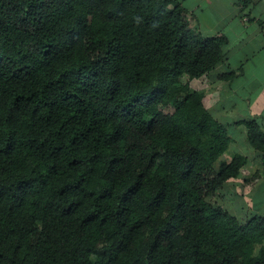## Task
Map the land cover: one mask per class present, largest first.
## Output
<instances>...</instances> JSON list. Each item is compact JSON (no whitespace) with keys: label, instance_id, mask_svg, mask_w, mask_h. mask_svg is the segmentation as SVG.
Instances as JSON below:
<instances>
[{"label":"trees","instance_id":"obj_1","mask_svg":"<svg viewBox=\"0 0 264 264\" xmlns=\"http://www.w3.org/2000/svg\"><path fill=\"white\" fill-rule=\"evenodd\" d=\"M226 44L182 0H0V264H264V216L210 200L247 160L190 87Z\"/></svg>","mask_w":264,"mask_h":264},{"label":"crops","instance_id":"obj_2","mask_svg":"<svg viewBox=\"0 0 264 264\" xmlns=\"http://www.w3.org/2000/svg\"><path fill=\"white\" fill-rule=\"evenodd\" d=\"M204 37L227 39L224 62L190 87L204 96L210 114L233 141L232 154L247 162L234 180L235 205L242 220L264 216V160L250 144L245 122L264 133V0H182ZM223 77H226L225 79ZM264 246V243H263Z\"/></svg>","mask_w":264,"mask_h":264},{"label":"rangeland","instance_id":"obj_3","mask_svg":"<svg viewBox=\"0 0 264 264\" xmlns=\"http://www.w3.org/2000/svg\"><path fill=\"white\" fill-rule=\"evenodd\" d=\"M198 92L197 90H194ZM200 93V91L198 92ZM171 109V108H170ZM232 149H235V147H232ZM231 149V145H230V150H229V156L232 155V150ZM235 179H232L230 181H228L227 183H225V185L220 188L219 190H217L213 195H211L210 200L212 202H214L215 204H217L218 206H221L224 210H228L231 213H238L237 207L235 205V195H234V191L233 190V183H234ZM240 214V212L238 213Z\"/></svg>","mask_w":264,"mask_h":264}]
</instances>
